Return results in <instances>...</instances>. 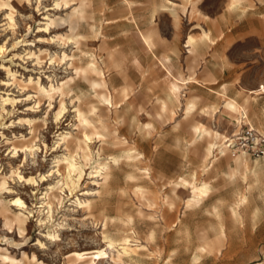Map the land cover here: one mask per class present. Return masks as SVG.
Instances as JSON below:
<instances>
[{"label":"rangeland","instance_id":"rangeland-1","mask_svg":"<svg viewBox=\"0 0 264 264\" xmlns=\"http://www.w3.org/2000/svg\"><path fill=\"white\" fill-rule=\"evenodd\" d=\"M91 60L116 108L104 109L103 90L79 74ZM63 82V94L41 91ZM189 99L197 109L186 116ZM227 100L245 106L264 134V0H0V264H214L222 250L210 242L222 249L225 235L247 236L245 219H264V161L248 157L234 176L226 156L205 160L213 140L192 131L201 123L227 137L238 132ZM77 106L89 118L97 107L108 135L82 130ZM67 133L89 142L88 161L62 141ZM23 141L35 150L15 151ZM68 152L84 171L74 183L58 163ZM106 164L113 178L100 189L96 171ZM204 182L209 195L186 208ZM244 194L240 212L249 217H235ZM128 235L132 248L116 262Z\"/></svg>","mask_w":264,"mask_h":264},{"label":"bare ground","instance_id":"bare-ground-1","mask_svg":"<svg viewBox=\"0 0 264 264\" xmlns=\"http://www.w3.org/2000/svg\"><path fill=\"white\" fill-rule=\"evenodd\" d=\"M66 3H68V2H66ZM57 5H60V4L57 3ZM79 15H80V18H84L85 17V11L83 9H79ZM143 39L145 40V42L148 45H151L150 37L143 36ZM187 44H189V46L194 45L195 44L194 38L190 36ZM64 57L66 58L67 55L64 54ZM88 72H91L92 74L97 75L98 79L89 78ZM81 73L85 76L86 80H88L90 82V84L94 88V90H103L102 92L98 93L97 95L99 97V102L103 105L104 109L105 108L109 109V108H113V107L116 108L117 107V103L114 102L113 97L108 95L105 92V91L108 90V83H107V80H106L105 72H104V70H102L99 67L97 61L93 60L91 63H89L88 67H86L85 69H81L79 71V74H81ZM68 82H70V81H68ZM68 82H63L58 87H56L54 85H51L49 89H47L45 87H41V91H44V92H46L48 94H50L52 92L60 91L63 94L65 88H67V86H68ZM177 87L174 84H171L169 86V90H170V95L169 96H170V100H174V101L179 102L180 101V93H179ZM44 95H45V93H44ZM92 100L93 99H91V101ZM64 109H65V102H64V100H61L60 110L57 113V116H60ZM184 109H185V115L186 116H189V115L193 114V112H195V110L197 109V101L195 99H191V100L189 99L186 102ZM223 110L231 113L232 116L236 118L237 131L239 130L238 128H240L239 123H240L242 117L245 116L248 119L247 110H246L245 106L240 105L235 100H227V101H225ZM75 111H76L77 120L79 122V126L82 128V130L85 129V128H88L90 126H93L95 128L99 127L104 132V134H103L104 136L108 135L109 131H108L107 124L103 121V118L98 113L97 107H95V106L91 107V114L93 115L92 118L87 117L85 112L81 109L80 106H77ZM175 113L176 112L173 111V114H175ZM201 113L206 114V115H210L212 117L214 116L212 114V112H210L209 109H207V108L203 109ZM192 131H193L194 135L196 136V138L200 137L201 135H204L205 138H210V139L213 140V142H210L208 144L207 148H206L205 160H209V159L214 158V160L212 161V163H214L215 161L219 160L221 157H223V156L225 157L226 156L227 160H229V161L232 160L235 163V167L231 166L232 169H233L234 176L239 172V167L240 166H243V167L248 169V167H249L248 157L249 156L244 151H241L239 153H235L234 151H232L230 149L229 145L227 144L229 142V140H232V139H230L229 137H227L224 134L219 133L218 131H215V130H212V129L208 128L207 126H205L204 124H201V123H197L196 125L192 126ZM61 139H62V141L64 143H66V146H68L69 143L74 141V143L77 146V148L79 150H81V152H82V158L85 161H88L90 159V157H91V148H90L89 142L86 139H83V138H81L79 136H73L72 133H67L66 135L62 136ZM92 139L93 138L90 136L89 140L92 141ZM217 140H219V142H217ZM218 143L219 144L221 143V144L219 145ZM113 144H121V145L123 144L124 145L125 143L122 142V141H117V142H114ZM18 149H22V150H25V151H34L35 150V145H33V144L29 143V142L23 141V142H20L19 144H15L14 145V150L17 151ZM68 153L69 154L67 156H65L62 160H59L58 163L65 162L66 167L68 169L69 178L71 179V182L74 183V181L72 179V174L77 173V174H79V176H81L84 171H83V167L81 165H78V163H77V161L75 159V156H73V154L70 153V152H68ZM133 153L134 152H132V149H129L127 154H126V158L127 159L133 158V155H134ZM219 155L221 157H219ZM112 161L114 163V166L115 165L119 166L120 163L122 162V158L121 157H113ZM142 172L147 173L149 171L144 170ZM96 173H97V175L95 177H99L100 178V179H97L98 180L97 186L99 185L98 187L100 189L108 187V185L110 184V182H111V180L113 178V171L110 168V165L106 164L104 166L103 170H97ZM141 174H143V173H141ZM130 177H132V176H130ZM99 180L102 181V182H100ZM7 184H8L7 180L4 179L2 181V183H1V188H6ZM66 185L69 186V183H66ZM250 187H248V188L252 189ZM59 188L63 189L62 187H59ZM52 189H54V188H52ZM210 189H211L210 184H208L206 182H204V183H202V184H200L198 186H195L193 188V196L190 199H188L187 202H186V208H191L193 205L199 204L205 197H207L209 195ZM47 202H46L47 205L51 208L52 207V201L49 200ZM247 202H248L247 195L246 194L242 195L240 197V201H239V204L237 205V208L233 209V216L240 217L241 216L240 208L244 204H246ZM81 204H82V206L84 205V208H86L85 210L91 209L92 206L95 205V204L92 205V202L89 199L87 201H85L84 203H81ZM130 239L133 240L132 238H129V235L124 238V240L122 242L123 243V252L122 253H118L117 254V258L113 257L112 259L114 261L117 262V261L122 260L123 254L124 253L125 254L129 253V251L132 248V247H130L131 246L130 245V243H131ZM134 242H136V240H134ZM199 251L201 253H203V252L206 251V248L203 247V246H200ZM116 262H114V263H116Z\"/></svg>","mask_w":264,"mask_h":264},{"label":"crops","instance_id":"crops-1","mask_svg":"<svg viewBox=\"0 0 264 264\" xmlns=\"http://www.w3.org/2000/svg\"><path fill=\"white\" fill-rule=\"evenodd\" d=\"M241 216L245 218L249 217L248 215L242 214ZM245 221L248 223L246 225L247 236L237 240L233 236L230 237L229 235H225L226 245L222 249L221 245L218 246L217 241L210 242H215V247L219 248L220 251L222 250V254L215 260L214 264H264V254L260 250V247L264 245L262 236L264 233V219H245ZM250 221L256 222L257 224L252 226L249 224ZM238 247H244L243 252H240Z\"/></svg>","mask_w":264,"mask_h":264},{"label":"built area","instance_id":"built-area-1","mask_svg":"<svg viewBox=\"0 0 264 264\" xmlns=\"http://www.w3.org/2000/svg\"><path fill=\"white\" fill-rule=\"evenodd\" d=\"M237 125V123H236ZM238 132H233L227 143L232 151L239 153L244 151L249 157L256 160L264 161V134L257 130L248 120L243 116Z\"/></svg>","mask_w":264,"mask_h":264}]
</instances>
